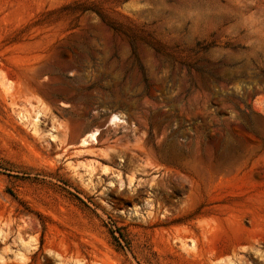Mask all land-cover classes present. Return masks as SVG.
<instances>
[{
	"label": "rangeland",
	"instance_id": "obj_1",
	"mask_svg": "<svg viewBox=\"0 0 264 264\" xmlns=\"http://www.w3.org/2000/svg\"><path fill=\"white\" fill-rule=\"evenodd\" d=\"M0 264H264V0H0Z\"/></svg>",
	"mask_w": 264,
	"mask_h": 264
},
{
	"label": "bare ground",
	"instance_id": "obj_2",
	"mask_svg": "<svg viewBox=\"0 0 264 264\" xmlns=\"http://www.w3.org/2000/svg\"><path fill=\"white\" fill-rule=\"evenodd\" d=\"M111 121H118V122L120 121V122H123L124 119H123V117L120 114H114L112 116ZM96 135H97V132L92 133V138L94 139Z\"/></svg>",
	"mask_w": 264,
	"mask_h": 264
}]
</instances>
